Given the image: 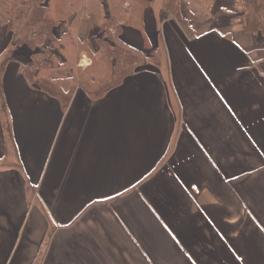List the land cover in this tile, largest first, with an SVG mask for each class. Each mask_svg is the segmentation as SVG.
Here are the masks:
<instances>
[{
  "label": "crops",
  "instance_id": "crops-1",
  "mask_svg": "<svg viewBox=\"0 0 264 264\" xmlns=\"http://www.w3.org/2000/svg\"><path fill=\"white\" fill-rule=\"evenodd\" d=\"M27 1L0 0V264H264V36L242 1L34 2L36 50L8 30ZM102 39L143 62L95 87Z\"/></svg>",
  "mask_w": 264,
  "mask_h": 264
},
{
  "label": "trees",
  "instance_id": "trees-1",
  "mask_svg": "<svg viewBox=\"0 0 264 264\" xmlns=\"http://www.w3.org/2000/svg\"><path fill=\"white\" fill-rule=\"evenodd\" d=\"M242 1L244 2V11L241 15L243 29L247 32H259L264 36V31L262 30L258 14L259 9H264V5H262V3H259L258 0ZM34 2L41 3L43 2V0H28L27 2H25V6L23 4L21 7L16 9V13H14V20H10L8 24V30H13L15 27L14 24L19 27L20 30L16 27L18 29L16 34L18 38L22 40V34L25 33L23 32L24 28H26L27 31H30L33 37H30V42L27 41V44L32 50H36L41 47L44 41V35L50 34L52 29V24L50 22L51 20L47 17L46 10L43 9L42 6H39L38 3H36V5L34 6ZM31 6H33L34 8L29 10ZM163 10L166 12V14H172L176 18L180 16L178 0H165L163 3ZM23 17H26V19L23 20ZM15 19L17 21H15ZM18 23H23L24 27L22 28L18 25ZM180 23L183 24V21L181 20ZM109 39L112 40L111 38ZM110 40L104 41L102 39L101 41L105 44L100 43L103 52L102 57L105 60L113 61V70L111 71L112 82L109 83L108 86H112L118 83L124 76L133 73L136 69H138L137 66L143 62L142 56H139L136 52L128 49L124 45L112 42L114 45L111 46ZM36 54L37 52L35 53L34 51L33 55ZM47 57L48 56H41L39 59H36V56H33L29 66L31 65V69L33 70V66L35 65V63L44 61L45 59H47ZM28 73V76L33 81L34 71ZM36 83L41 89L45 90L46 92L52 95H59L63 99L64 106L67 104L70 92L64 93L54 83L48 81L46 78H39L36 80Z\"/></svg>",
  "mask_w": 264,
  "mask_h": 264
},
{
  "label": "rangeland",
  "instance_id": "rangeland-1",
  "mask_svg": "<svg viewBox=\"0 0 264 264\" xmlns=\"http://www.w3.org/2000/svg\"><path fill=\"white\" fill-rule=\"evenodd\" d=\"M258 1H259V3H262V5H264V0H258ZM241 3H242V10L244 11V7H243L244 2L242 1ZM124 4H125V6H127L128 3L126 2ZM258 14H259V21L261 23L262 30L264 31V9L263 10L259 9ZM108 61L109 60H105L104 58H100L97 73H96V82L94 84L95 87H100L102 81H106V80L110 79V83L112 82V79L110 77V72L108 70V63H109ZM33 187L35 188V183L31 184V190L32 191L34 190Z\"/></svg>",
  "mask_w": 264,
  "mask_h": 264
}]
</instances>
